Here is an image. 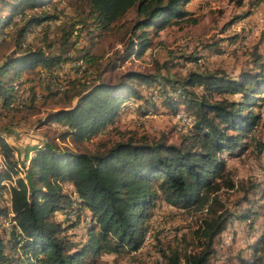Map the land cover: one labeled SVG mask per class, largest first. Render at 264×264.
Instances as JSON below:
<instances>
[{
	"label": "trees",
	"instance_id": "trees-1",
	"mask_svg": "<svg viewBox=\"0 0 264 264\" xmlns=\"http://www.w3.org/2000/svg\"><path fill=\"white\" fill-rule=\"evenodd\" d=\"M51 1L0 0V41L14 27L15 45L23 47L24 35L32 26L55 19L44 10ZM80 1L99 32L133 12L123 47L125 60L140 56L149 47L150 28L155 33L171 18L186 15L183 6L190 0ZM38 7L43 10L25 12L26 8ZM16 15L18 23L13 21ZM77 24L84 28L76 21L65 36L72 30L76 34L79 29L73 26ZM64 55H49L41 49L6 54L0 60L1 107H9L17 98L19 88L14 89L12 83L23 71L39 66L55 76L58 63L74 60ZM80 58L83 63L89 61L83 55ZM258 60L254 55L251 65L241 67L235 76L218 70L188 71L173 79L127 70L115 83L96 80L87 85L86 81L69 106L50 112L45 120L66 125L57 139L80 142L104 132L123 111L140 113L137 109L145 107L140 114H155L168 108L172 115L179 111L188 118L180 144L169 143L163 135L150 138L127 131L121 139L100 144L101 149L92 152L60 147L48 140L27 144L19 161L13 156L17 149L0 135L4 164L0 191L4 182L9 183L7 203L0 205V223L8 225L0 229L7 236L0 235V264H93L101 252L137 251L144 242L149 208L157 196L179 209H205L193 231L199 250L162 252L161 264H211L214 244L230 223V213H217L218 200L212 194L219 187L215 179L220 181L224 171L220 154L237 148L259 119L253 108L260 105L257 100L264 95V66ZM216 95L218 98H213ZM58 211L64 213L63 220L56 218ZM85 211L86 240L77 244L67 232L79 224ZM67 215L72 218L68 220ZM253 215L243 210L236 217L246 220ZM85 257H89L88 262Z\"/></svg>",
	"mask_w": 264,
	"mask_h": 264
},
{
	"label": "rangeland",
	"instance_id": "rangeland-1",
	"mask_svg": "<svg viewBox=\"0 0 264 264\" xmlns=\"http://www.w3.org/2000/svg\"><path fill=\"white\" fill-rule=\"evenodd\" d=\"M183 8L186 15L177 20L171 18L155 33L150 28L149 47L140 56L132 55L125 60H122L123 47L133 19L132 11L110 29L99 32L93 27L83 1L52 0L44 10L55 19L32 26L24 35L23 47L17 48L15 45L14 27L7 30L5 34L10 32L9 35L0 41V60L11 51L21 52L23 49H41L49 55L65 53L64 56L74 59L60 62L67 65L62 69L55 67V76L36 66L23 71L13 80L12 84L16 86L15 89L19 88V94L9 107L2 108L0 105V135L17 149L14 158L18 156L21 161L25 145L46 140L54 141L60 147L92 152L101 149L100 144L106 146L121 139L127 131L150 138L163 135L169 143L180 144L189 121L188 118L183 121L177 117L181 113L179 111L172 115L168 108L155 114H140L145 107L137 109L140 113L131 109L123 111L104 132L80 142L57 139L56 136L66 129V125L45 120L50 112L64 109L76 99L80 84L88 81L89 85L96 80L115 83L117 77L127 70L173 79L188 71L218 70L235 76L241 67L251 65L254 55L259 56L258 62L264 66V0H190ZM40 10L43 9L26 8L25 12L38 13ZM76 21L83 23L84 28L77 24L73 26V29H79L76 34L72 30L65 36ZM82 55L89 61L83 63ZM78 60H81L82 67L77 66ZM26 76L27 80L20 85L19 82L24 81ZM2 80L6 85V78ZM262 96L257 100L260 105L253 108L259 114L255 126L245 134L237 148L220 154L224 160V171L220 181L215 179L219 187L212 194L218 200L217 213H230L227 215L230 223L214 244L215 253L209 260L211 264H264ZM260 144L263 146L259 151ZM24 163L27 165L26 160ZM228 184H232V187H227ZM2 185L0 205L7 200L9 183ZM63 187L67 190L68 185L64 184ZM243 210H249L254 215L246 220H238L236 214ZM204 213L205 209L176 208L157 196L149 208L145 224L147 237L141 247L137 251L101 252L93 264H161L162 252H197L199 241L193 231L199 226ZM87 216V211L80 214L79 224L67 232L77 244L86 240L82 220H87ZM56 218L63 220L64 213L58 211ZM66 218L69 220L72 217L67 215ZM4 222L0 223V229L8 227L3 225ZM4 234L1 232L0 235L7 238ZM4 251L8 252L7 246ZM84 260L88 262L89 257Z\"/></svg>",
	"mask_w": 264,
	"mask_h": 264
},
{
	"label": "built area",
	"instance_id": "built-area-1",
	"mask_svg": "<svg viewBox=\"0 0 264 264\" xmlns=\"http://www.w3.org/2000/svg\"><path fill=\"white\" fill-rule=\"evenodd\" d=\"M18 20H19V16L16 15V16L14 17L13 21H16V22H17ZM1 37H2V36H1ZM80 63H81V60H78V62H77V64H78L77 66H78V67H82ZM66 65H67V63H64V64L59 63L58 66H57V68H58V69H62V67H63V66L65 67ZM13 86H14L13 88L15 89L16 86H15V85H13ZM177 117H179V118H180L181 120H183V121L186 120V116H185L184 114H182V113L177 114ZM3 166H4V164H3V159H2V157H1V155H0V169L3 168ZM4 185H6V184H4ZM5 203H7V201H6ZM146 237H147V236L145 235V236H144V240L146 239Z\"/></svg>",
	"mask_w": 264,
	"mask_h": 264
}]
</instances>
